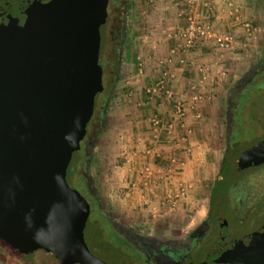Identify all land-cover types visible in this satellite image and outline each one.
<instances>
[{
  "label": "water",
  "instance_id": "water-1",
  "mask_svg": "<svg viewBox=\"0 0 264 264\" xmlns=\"http://www.w3.org/2000/svg\"><path fill=\"white\" fill-rule=\"evenodd\" d=\"M97 3L86 15L85 6L78 10L82 32L73 43L46 57L0 58V240L21 255L42 250L58 264H108L87 246L90 206L67 176L102 93L98 28L105 5ZM234 108L229 96L227 140ZM263 163L264 138L233 168ZM188 264H264V220L238 238L222 225L204 258Z\"/></svg>",
  "mask_w": 264,
  "mask_h": 264
},
{
  "label": "rangeland",
  "instance_id": "rangeland-1",
  "mask_svg": "<svg viewBox=\"0 0 264 264\" xmlns=\"http://www.w3.org/2000/svg\"><path fill=\"white\" fill-rule=\"evenodd\" d=\"M157 3L158 0H127L124 4L126 6V37L122 45L118 69L116 70L115 86L111 89L109 88V85H111L110 81L112 80L109 73L110 68H112L110 66L103 78V85L106 87L105 91H107V87L110 89L109 92H107L109 94H107L106 115L104 118L102 117L103 122L98 126L99 132L95 136L96 140L94 147L88 155L87 165L84 171L90 179L91 188L100 199L99 206L119 224L129 227L143 236L148 235L163 240L177 239L181 242L188 234L187 232L193 229L204 217L197 218L191 223V214L185 210V206H180L179 209H174L173 211L161 205L155 208H148L141 201L137 204H133V206L131 204H127L128 206H126L125 202L129 203L128 200L132 196L126 195L129 190L130 192L137 191L141 194L153 193L156 198H161L162 190L160 188L158 190L153 189L152 191H148L141 187H137L133 190L130 184V181L133 182L135 178H137L136 172L139 171V163L148 160L149 156H146V151L152 150L151 148L155 145V142H149L151 139L153 140L152 136L149 140L137 141V143L142 142L144 146L138 152L133 150L129 153V158L132 159L130 169L134 167L133 169H135L136 172L131 174L128 179L126 178V186H124L125 181L122 178L119 179V175L124 163L129 162V159L126 157L128 152H123V149L119 148L123 146L125 139L121 138V135H117V133L116 136L114 131L112 132V129L116 128L117 123L121 121L115 119L120 117V112L115 110L116 107H119L122 103L133 102L136 104L135 109L138 110L137 101H146V97L148 96L146 91L150 87V81L149 78H147L148 75L145 76V74L150 73L151 76H154L162 71L164 67L168 70V66H166L167 61L165 59L168 58V55H172L171 53L168 54V49L171 50L169 43L167 46L149 45L151 40L146 41L144 39L146 36L151 38L158 37L154 32L150 33L146 31V25L152 24L154 27V24L159 22V9H157V7L160 5ZM172 4L174 3L172 2ZM241 5H243L244 11L250 15L247 16L248 18L244 17L241 19V22L243 24L249 23L250 31L252 32V36L250 37H247L245 33L246 41L244 40V43L247 44L246 48L249 51V55H247L248 57L251 55V58H248L246 64L243 66L242 72L237 73L233 81L225 87L224 94H221L222 101L220 102L221 108L219 110L221 114L220 119L216 123L212 121L211 124L210 121H208L207 148L209 150L205 152L207 154L206 157H204L205 163L203 166L197 167L195 171L196 174L193 176L196 181V199L204 200L206 208L208 207L212 183L218 171L225 148L226 112L230 93L234 91L235 84L250 68L260 61H264V0H244V3ZM210 6L211 5L208 6L209 10H211ZM228 7L234 9L235 5L230 4ZM202 11L204 12V9H202ZM153 42L157 44L156 41ZM111 62L113 63L114 61ZM145 71L149 72L145 73ZM256 88L257 90L252 92ZM247 92L248 93H245L242 98H238L237 100L231 99L233 100L232 102L235 103V122H237L239 126L240 139H242L245 144L264 138V80L262 83H255L250 91ZM246 94L250 95L248 99H246ZM239 115L240 119L238 120ZM93 123L94 120H92L90 125ZM120 125L122 124L120 123ZM93 126L94 124L90 126V133L94 131ZM232 133L233 135H238V131H234L233 129ZM112 135L116 137V140L113 142L119 146L118 149H112V147L105 144L106 141L113 137ZM152 159L158 163L165 164V161L167 163V160L162 158L157 159L156 156H153ZM253 169L254 168H248L247 171H245L250 173L246 181L248 197L251 198L255 196L252 203V218L247 222L248 224H245L238 231H247L251 229L264 217V165L254 171ZM132 172L133 170H131L130 173ZM117 182L118 184H116ZM74 188H76V185ZM188 192L190 191L188 190ZM90 216L93 222H98L99 224L97 230H95L96 235H100L103 231L106 234L105 238L109 237L108 239L112 241L113 239L117 240L115 234L110 232L109 227L102 224V219L93 206L91 207ZM87 232L89 233V230H87ZM88 233L84 235L85 240L87 239L86 236H88ZM230 234L233 237H237L244 233ZM119 254L120 252L116 250L111 252L110 258L102 255L98 256L108 264H117L116 258H118ZM128 255L130 256L131 254L128 252ZM125 256L126 255L123 254L122 258ZM125 260L130 263L133 258L131 256H126ZM0 264L58 263L51 254L44 251L13 257L6 249L0 247Z\"/></svg>",
  "mask_w": 264,
  "mask_h": 264
},
{
  "label": "flooded vegetation",
  "instance_id": "flooded-vegetation-1",
  "mask_svg": "<svg viewBox=\"0 0 264 264\" xmlns=\"http://www.w3.org/2000/svg\"><path fill=\"white\" fill-rule=\"evenodd\" d=\"M127 0H0V58L15 60L28 56L46 57L57 47L62 48L66 44L76 41L82 32V24L78 10L85 6V15L91 6L103 2L105 5V18L100 22L98 31L104 46L98 50V60L101 62L102 93L94 106V111L87 123L79 149L74 152L67 168V176L70 178V186L76 189L89 203L90 212L93 206L102 219V224L107 225L111 233L117 237V244L113 245L120 252L117 264H188L200 262L210 244L217 237L220 227L226 225L230 233H244L257 229L264 217L251 229L238 231L251 220L252 203L254 197L249 198L246 190V181L249 177L248 168L254 170L264 165L234 170L233 163L240 154L252 143L240 139V135L231 134L229 140L225 135V148L218 171L214 177L210 192L206 214L193 229H191L183 241L177 239H159L143 236L134 230L119 224L113 217L105 213L100 205V199L91 188L90 179L87 177L86 168L88 155L93 150L95 136L98 134V126L103 122L104 109L107 105L109 90L115 86L116 70L121 58L122 45L126 37V6ZM87 10V11H86ZM98 17H96V20ZM111 61H114L113 63ZM110 68L112 80L110 89L103 85L104 74ZM264 80V61H260L235 84L234 91L230 93L231 99L242 98L255 83ZM235 96V97H234ZM233 101V100H232ZM235 104V103H234ZM105 117V116H104ZM94 120V131L90 133V125ZM91 218V216H90ZM98 222H91L85 227L86 243L89 246L90 234L96 236L95 230ZM91 231V232H90ZM102 233V232H101ZM244 234H240L238 238ZM231 235V234H230ZM232 236V235H231ZM233 237V236H232ZM0 240V247L6 249L11 256H21L16 250L10 248ZM89 248V247H88ZM42 251V250H37ZM35 251V252H37ZM33 252V253H35ZM133 258L130 263L125 257ZM32 254V253H31ZM126 256L122 258V255ZM58 263V262H57Z\"/></svg>",
  "mask_w": 264,
  "mask_h": 264
},
{
  "label": "crops",
  "instance_id": "crops-1",
  "mask_svg": "<svg viewBox=\"0 0 264 264\" xmlns=\"http://www.w3.org/2000/svg\"><path fill=\"white\" fill-rule=\"evenodd\" d=\"M204 3H208V6L211 5V10H209L211 11V16L209 19H211L217 30L226 33L230 37L231 45L227 49H221L215 43L208 42L191 51L189 57L195 59L196 65L202 67L201 71H199L194 67L181 65L179 55L180 42L176 39V33L184 25L183 11H186L191 4L194 14H198V17L202 18L205 16L203 14L205 11L203 12L201 8ZM243 3L244 0H158L157 4L160 5L157 7L159 9V22L154 24V27L152 24L146 25V31L154 32L158 37L151 38L146 36L144 39L146 41L151 40L149 45L167 46L169 43V47H171V50L168 49V54L171 53L172 55H168L165 60L167 61L166 66H168L167 71L171 76L170 81L167 83V89L172 96L169 97L164 92L151 97L148 95L149 97H146L145 102L137 101L138 110L135 109L136 104L133 102L120 104L115 110L120 112L121 118L115 119L121 121L117 123L116 128L112 129V132L114 131L115 135L116 133L121 135L125 142L123 146L119 147L113 142L116 137L112 135L113 137L109 138L111 142L108 140L105 143L112 149H118L119 147L123 149V152H128L126 157L129 162L124 163L119 175V179H124V186H126V178L128 179L131 174L136 172L133 169L134 167L130 169L132 159L129 158V153L133 150L138 152L143 148L142 142L137 143V141L149 140L153 136L150 123L151 117L157 115L166 122L173 117L172 106L174 100L185 101L184 122L186 127L191 130L188 139L191 154L180 153L179 160L182 162V177L190 188L188 189L190 192H188L187 198L179 203L177 209L180 206H185V210L191 214V223L197 218H203L207 211L204 200L196 199V181L193 176L196 174L197 167L199 168L205 163L204 157L207 155L205 152L209 150L207 148L208 121L211 124L212 121L216 123L220 119L221 94H224L225 87L233 81L237 73L242 72L243 66L251 56L248 57L249 51L246 48L247 44L244 43V40L246 41L245 30L240 26L241 19L250 16L244 11V7L241 5ZM230 4L235 5L234 9L228 7ZM153 41H156L157 44ZM164 70H166L165 67L162 71ZM162 71L154 76H151L150 73L145 74V76L148 75L149 86L161 76ZM200 80L203 84L195 91H199L201 100L192 103V95L195 93L193 87ZM180 132H182V129L178 131V133ZM167 139L169 137L163 136V133L160 134L156 148L161 152L166 153L171 149L167 146ZM149 142H154V139ZM131 170H133L132 173H130ZM152 190L149 189V191ZM152 194H141L137 191L130 192L129 190L126 195L132 196L131 198L129 197V203L125 202V204L126 206H128L127 204L133 206V204L141 201L148 208H155L159 205L165 208L166 206L161 204L160 198L158 199Z\"/></svg>",
  "mask_w": 264,
  "mask_h": 264
},
{
  "label": "built area",
  "instance_id": "built-area-1",
  "mask_svg": "<svg viewBox=\"0 0 264 264\" xmlns=\"http://www.w3.org/2000/svg\"><path fill=\"white\" fill-rule=\"evenodd\" d=\"M202 9L205 11L203 13L205 16L199 18L198 14H194L193 7L190 4L186 11L182 13L184 25L176 33V39L180 42L181 65L194 67L199 71L202 67L196 65V60L189 57L191 51L208 42L215 43L221 49H227L231 45L230 37L226 33L217 30L209 19L211 13L208 9V3H204ZM240 26L245 30L247 37L252 36L249 23L243 24L241 22ZM170 79L171 76L168 71H162L161 76L147 89V94L151 97L164 92V94L171 97L172 94L167 89V83ZM202 84L200 80L197 85H194L193 90L195 91ZM199 100H201V95L199 91H195L192 95V103ZM172 107L173 117L166 122L157 115L151 117L150 123L155 145L151 148L152 150L146 151V156L148 155L150 159L148 158V160L139 163V171L136 172L137 178L133 182L130 181L133 190L137 187L148 191L149 189L158 190L160 188L162 190L161 204L165 205L170 211L177 209L179 203L187 198L189 187L182 177V162L178 158L180 153L191 154V147L188 144L191 130L186 127L184 122L185 101L174 100ZM181 129L182 132L178 133ZM161 133H163V136L169 137L167 139V146L171 148L169 152L164 153L156 148ZM153 156H156L157 159L167 160V163L166 161L165 164L153 161Z\"/></svg>",
  "mask_w": 264,
  "mask_h": 264
},
{
  "label": "trees",
  "instance_id": "trees-1",
  "mask_svg": "<svg viewBox=\"0 0 264 264\" xmlns=\"http://www.w3.org/2000/svg\"><path fill=\"white\" fill-rule=\"evenodd\" d=\"M259 86V85H258ZM261 86V85H260ZM256 89H254L252 92L256 91ZM251 94V93H250ZM250 97V95L246 94V99H248ZM245 99V100H246ZM106 110V108L104 109V111ZM235 113H236V110H234L233 112V124H235V128L233 129L234 131H238V134H239V130H238V125H237V122H235ZM106 115V111L104 113ZM103 115V118L104 116ZM240 115L238 116V120L240 119L239 118ZM214 188L212 190H210V192L213 194L214 193ZM106 234L105 232L102 231V233L100 235H96V236H91L90 234V243H89V249L91 252H93L94 255L98 256V255H102L104 257H107V258H110V254L112 251H116L114 248L112 249L113 245L116 244V247H118L119 245L117 244V240H114L113 241L111 239H108V238H105ZM3 246H5L4 243H2ZM99 257V256H98ZM101 258V257H99Z\"/></svg>",
  "mask_w": 264,
  "mask_h": 264
}]
</instances>
